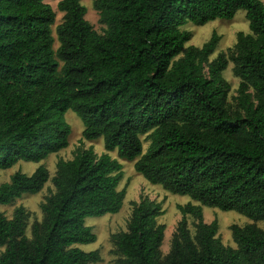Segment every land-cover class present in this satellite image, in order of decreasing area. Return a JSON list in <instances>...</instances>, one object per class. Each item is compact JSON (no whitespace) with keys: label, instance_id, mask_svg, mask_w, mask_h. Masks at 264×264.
I'll return each instance as SVG.
<instances>
[{"label":"trees","instance_id":"obj_1","mask_svg":"<svg viewBox=\"0 0 264 264\" xmlns=\"http://www.w3.org/2000/svg\"><path fill=\"white\" fill-rule=\"evenodd\" d=\"M101 34L85 19L80 0H60L61 22L44 0H0V170L39 164L68 146L64 113L82 122V139L99 138L107 152L134 162L135 172L197 205H178L181 219L162 256L161 203L131 202L126 229L110 239L116 264H264V5L260 0H94ZM244 11L249 33L238 32L227 57L209 61L219 42L188 46L180 28L230 20ZM228 61L239 80L223 78ZM141 136L148 142L142 153ZM53 191L30 226L22 207L0 212V264H96V241L85 219L116 214L122 166L91 147L58 159L52 178L43 165L0 184V206ZM202 207L233 211L254 223L232 225L235 248L217 237ZM186 216L192 217L193 233Z\"/></svg>","mask_w":264,"mask_h":264},{"label":"rangeland","instance_id":"obj_2","mask_svg":"<svg viewBox=\"0 0 264 264\" xmlns=\"http://www.w3.org/2000/svg\"><path fill=\"white\" fill-rule=\"evenodd\" d=\"M49 4L55 13L54 24L51 26V35L53 37L52 48L55 51L58 47V42L55 35V27L61 22L62 13L57 10V3L60 0H44ZM94 0H80V3L86 9L85 19L92 26L93 30L101 34L104 26L99 22L98 13L93 9ZM264 5V0H260ZM182 31L191 33L190 40L185 44V47L194 46L201 47L210 36L215 33L219 36V42L213 54L209 57V61L216 59L219 55L227 57L228 51L232 49L236 41L238 32L249 33L248 24L245 19L244 11H238L230 20L216 19L202 26L186 23L180 28ZM233 64L228 61L222 75L225 81L230 85L227 101L232 102L236 96V90L239 80L233 76ZM64 120L69 126L70 133L68 136V146L56 154L49 155L44 161L39 164L32 162H18L13 167L7 170H0V184L9 180L10 176L16 171L30 176L36 167L43 165L48 173L49 178H52L55 172V164L58 159L70 160L77 153V150L87 149L91 147L97 156L107 154L112 159H116L122 166V179L119 182L118 190H125V196L122 202L121 209L116 214H107L102 217H90L85 219V225L90 227L96 237V241L91 244H77L76 247L84 252L97 251L100 256V261L96 264H116L117 255L114 253V247L111 242V235L126 229V224L131 212V202L139 201L140 197H147L156 203H161L162 214L157 217V223L164 226L163 240L160 247L161 255L164 256L169 250L170 240L176 225L181 219V215L177 210L178 205L191 203L197 205L188 196L173 195L159 185H152L147 182L141 175L137 174L133 168L134 162H129L119 159L116 152H107L103 147L101 138L94 141H86L82 139L83 124L81 120L70 110L64 113ZM142 153L146 151L148 142L145 136H141ZM53 191V186L49 181L44 185L42 190L37 194H24L19 199H16L12 204L0 206V212L6 217L11 218L15 208L22 207L28 214L26 235L30 234V226L34 221H40L42 213L40 210L44 199ZM202 218L204 223H210L216 220L218 224L217 237L220 242L229 248H235V244L231 238L230 227L237 225L243 227L254 223L262 228V222H252L242 215L233 211L223 212L216 208L202 207ZM187 226L193 233L194 220L190 216H186Z\"/></svg>","mask_w":264,"mask_h":264}]
</instances>
